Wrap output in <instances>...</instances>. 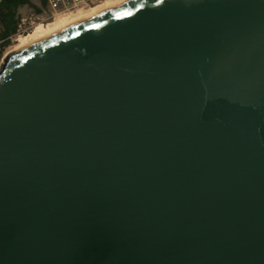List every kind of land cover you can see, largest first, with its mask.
I'll return each mask as SVG.
<instances>
[{
  "label": "water",
  "instance_id": "95a60500",
  "mask_svg": "<svg viewBox=\"0 0 264 264\" xmlns=\"http://www.w3.org/2000/svg\"><path fill=\"white\" fill-rule=\"evenodd\" d=\"M0 264H264V0H135L10 54Z\"/></svg>",
  "mask_w": 264,
  "mask_h": 264
},
{
  "label": "rangeland",
  "instance_id": "374dc122",
  "mask_svg": "<svg viewBox=\"0 0 264 264\" xmlns=\"http://www.w3.org/2000/svg\"><path fill=\"white\" fill-rule=\"evenodd\" d=\"M118 0H106L105 3L115 2ZM103 3V4H105ZM33 6H27L21 8L19 11L20 25L18 33L13 37L11 46L8 47L3 53L0 52V72L3 69L5 59L12 53L16 52L22 47L23 42L27 37L32 35L34 32L40 30L43 31L44 35H48L58 31L62 26L70 23H75L83 19L84 16L89 14L93 9L99 6L76 12L74 14L52 17L45 11V8L41 4L40 0H32ZM102 4V5H103ZM101 6V5H100ZM37 9H40L42 13H38Z\"/></svg>",
  "mask_w": 264,
  "mask_h": 264
},
{
  "label": "trees",
  "instance_id": "16d2710c",
  "mask_svg": "<svg viewBox=\"0 0 264 264\" xmlns=\"http://www.w3.org/2000/svg\"><path fill=\"white\" fill-rule=\"evenodd\" d=\"M43 7L45 1L40 0ZM33 6L32 0H0V52L11 46L12 39L19 33V11L21 8ZM38 13H42L37 9Z\"/></svg>",
  "mask_w": 264,
  "mask_h": 264
},
{
  "label": "bare ground",
  "instance_id": "6f19581e",
  "mask_svg": "<svg viewBox=\"0 0 264 264\" xmlns=\"http://www.w3.org/2000/svg\"><path fill=\"white\" fill-rule=\"evenodd\" d=\"M132 1H135V0H118L115 2L105 3L101 6H99L98 8L93 9L89 14L84 16L83 19H81L80 21L75 22V23L66 24V25L62 26L58 31L51 33V34H48V35H44V34H42V33H44L43 31L38 30V31L34 32L32 35H30L29 37H27L26 40L23 42L22 47H20V49H18L16 52H19L20 50L25 49V48L32 47V46H34V45H36V44H38V43H40V42H42L48 38H51V37H54V36L60 34L64 30H66V29H68L74 25L85 22L89 19H92V18L102 14V13L111 11V10L121 6V5H124V4L132 2Z\"/></svg>",
  "mask_w": 264,
  "mask_h": 264
},
{
  "label": "built area",
  "instance_id": "2783aa9c",
  "mask_svg": "<svg viewBox=\"0 0 264 264\" xmlns=\"http://www.w3.org/2000/svg\"><path fill=\"white\" fill-rule=\"evenodd\" d=\"M45 11L52 17L65 16L95 8L105 3L106 0H44ZM20 33V30H19Z\"/></svg>",
  "mask_w": 264,
  "mask_h": 264
}]
</instances>
